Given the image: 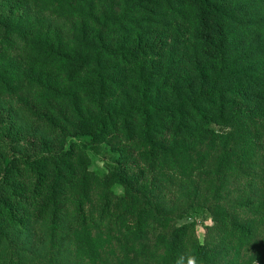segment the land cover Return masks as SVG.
Listing matches in <instances>:
<instances>
[{"label": "trees", "instance_id": "obj_1", "mask_svg": "<svg viewBox=\"0 0 264 264\" xmlns=\"http://www.w3.org/2000/svg\"><path fill=\"white\" fill-rule=\"evenodd\" d=\"M190 259L264 264V0H0V264Z\"/></svg>", "mask_w": 264, "mask_h": 264}, {"label": "rangeland", "instance_id": "obj_2", "mask_svg": "<svg viewBox=\"0 0 264 264\" xmlns=\"http://www.w3.org/2000/svg\"><path fill=\"white\" fill-rule=\"evenodd\" d=\"M90 157V167L98 170H104L106 165L112 159V156L107 154V150L101 146H89L85 147ZM195 221V235L198 239H202L203 226L209 224L207 215H203L201 212H194L187 217H181L177 223Z\"/></svg>", "mask_w": 264, "mask_h": 264}, {"label": "clouds", "instance_id": "obj_3", "mask_svg": "<svg viewBox=\"0 0 264 264\" xmlns=\"http://www.w3.org/2000/svg\"><path fill=\"white\" fill-rule=\"evenodd\" d=\"M189 264H194V261H192L191 259L189 260Z\"/></svg>", "mask_w": 264, "mask_h": 264}]
</instances>
